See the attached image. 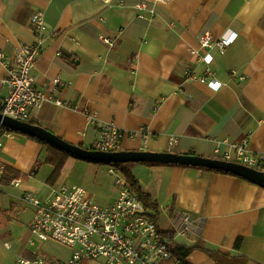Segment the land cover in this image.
<instances>
[{
	"label": "crops",
	"instance_id": "obj_1",
	"mask_svg": "<svg viewBox=\"0 0 264 264\" xmlns=\"http://www.w3.org/2000/svg\"><path fill=\"white\" fill-rule=\"evenodd\" d=\"M117 1L109 6L103 0H0V50L9 61L20 44L36 43L31 18L44 13L46 40L33 75L34 86L46 100L33 110L30 121L89 149L100 125L114 123L125 132L141 127L149 132L146 143L125 138L121 151L220 159L231 143L247 140L251 154L260 158L264 0H122V6ZM141 1L154 10L150 19L137 17L135 4ZM207 32L214 40L233 41L224 52L216 46L201 48L200 38ZM101 36L115 40V47L103 46ZM187 74L208 76L221 86ZM6 76L0 63V102L8 94ZM55 79L65 85L52 94ZM50 94L64 105L47 100ZM91 113L96 114L94 123L89 121ZM172 138L178 140L173 146ZM44 152L24 135L5 139L2 161L26 176L20 188L0 187L15 189L9 191L11 212L24 192L43 193L51 184H65L68 173H92L102 183L109 175L105 165L79 166V160L69 158L51 183L53 168L44 171L39 163ZM131 171L142 190L158 202L159 217H164L160 229L175 231L176 243H200L204 248L191 252L188 264H264V187L195 167L133 164ZM103 184L94 185V191L83 188L104 206L113 203L118 192L113 178ZM186 216L191 225L181 234L177 227ZM65 249L67 260L72 252Z\"/></svg>",
	"mask_w": 264,
	"mask_h": 264
},
{
	"label": "built area",
	"instance_id": "obj_2",
	"mask_svg": "<svg viewBox=\"0 0 264 264\" xmlns=\"http://www.w3.org/2000/svg\"><path fill=\"white\" fill-rule=\"evenodd\" d=\"M171 0H157L159 4H167ZM109 6L114 0H103ZM122 0L117 1L122 6ZM137 17L147 20L153 17L154 10L147 2L135 4ZM150 17V18H149ZM37 41L34 44H20L15 50V57L9 61L5 53L0 50V63L6 68L7 76L4 80L8 87L7 96L0 102V114L10 118L29 122L34 109L38 108L46 99L45 94L35 86L34 70L46 40L45 18L43 12L35 13L31 18ZM232 37L214 40L210 33H204L200 38L201 48L216 46L220 52L230 46ZM99 42L114 48L115 40L101 36ZM235 74V72H234ZM209 75V74H208ZM192 80L208 82L219 88L221 84L208 80L207 77H196L187 74ZM240 80H246L241 76ZM65 84L55 79L50 87L53 94ZM49 101L58 106L64 105L59 99L50 94ZM91 123L96 122V114H88ZM16 133L0 127V181L4 178L7 165L1 159L4 141L14 138ZM125 138H142L146 143L149 132L145 127L132 132H125L114 123L101 124L98 138L93 149L101 152H118L122 150ZM178 142L177 138L170 139V145ZM216 153L220 154L217 148ZM220 160L239 163L251 168L264 166V154L257 157L251 154L248 141L234 142L228 151L220 155ZM109 175L114 179L118 190L116 200L106 206L98 204L93 194L80 186L67 184H51L43 193L24 192L22 200L34 208L31 232L41 242L56 241L71 250L72 255L67 260L35 258L34 260L20 259L18 264H83L95 262L98 264H165L172 258L174 240L163 236L152 220L151 212L147 211L138 194L130 189L127 180L114 167H109ZM11 186L20 188L22 179H13ZM191 225V219L186 216L178 231L183 234ZM35 243L31 242V246ZM4 247L11 250V245ZM173 264H181L176 261Z\"/></svg>",
	"mask_w": 264,
	"mask_h": 264
},
{
	"label": "water",
	"instance_id": "obj_3",
	"mask_svg": "<svg viewBox=\"0 0 264 264\" xmlns=\"http://www.w3.org/2000/svg\"><path fill=\"white\" fill-rule=\"evenodd\" d=\"M0 127L9 129L16 134L36 138L68 153L73 158L83 162L105 166L128 163H154L160 165L195 167L230 173L264 187V171L235 162H228L220 159L190 154H177L172 152L153 153L144 151H96L89 148L72 145L39 125L32 124L30 122H22L3 114H0Z\"/></svg>",
	"mask_w": 264,
	"mask_h": 264
},
{
	"label": "rangeland",
	"instance_id": "obj_4",
	"mask_svg": "<svg viewBox=\"0 0 264 264\" xmlns=\"http://www.w3.org/2000/svg\"><path fill=\"white\" fill-rule=\"evenodd\" d=\"M46 153L44 152L40 158V165L42 170L46 171V168L52 169L50 165L45 163ZM79 166L87 164L79 161ZM108 166H104L105 173ZM69 182H65L68 181ZM112 178L109 175L103 176V183L107 185L111 184ZM64 182L69 183L67 185L72 186L71 182L78 183L86 189H92L94 185L105 186L102 182L95 180L92 173L85 171H74L64 176ZM98 183V184H97ZM2 193V209L4 213L0 214V264H18L20 259L34 260L35 258L45 259H66V247L59 244L56 241L41 242L38 237L34 236L31 232L33 207L22 200H18L16 209L12 210V197L9 191H14L13 187H3ZM94 191V188L92 189ZM118 192V190H117ZM99 201V200H98ZM97 201V202H98ZM99 203V202H98ZM103 206V205H102ZM106 206V205H104ZM11 212V213H9ZM164 217H159V222L162 225ZM182 242V240H179ZM31 242L35 243V246H31ZM5 244L11 245V250L4 247ZM87 264H98L95 262H88Z\"/></svg>",
	"mask_w": 264,
	"mask_h": 264
},
{
	"label": "trees",
	"instance_id": "obj_5",
	"mask_svg": "<svg viewBox=\"0 0 264 264\" xmlns=\"http://www.w3.org/2000/svg\"><path fill=\"white\" fill-rule=\"evenodd\" d=\"M29 122L32 124H35L32 121H29ZM27 137L29 139L35 141L39 145H41L42 148L45 150V153H46L45 163L47 165H50L53 168V173L49 179V182H51V183L54 182L55 179L59 176L61 169L65 166V163L67 162V160L69 158H73V157L71 155H69L68 153L61 151L60 149H58L54 146H51V145H49L43 141H40L36 138H31L29 136H27ZM90 149L94 150L93 147ZM138 164H144V165H148V166L156 165L154 163H138ZM132 165H133V163L113 164V165H109L108 167L116 168L121 173V175L127 180L128 184L130 186V189L139 195V197L141 198V201L143 202L147 211L151 212L152 220L157 224L161 234L167 238H170L171 240H174L175 236H176L175 231H173V230L172 231H162L160 229V225L158 223L159 222L158 217H159V208L160 207L158 205V202L150 194H148L142 190L137 179L132 174V171H131ZM182 167H187V166H182ZM258 170L263 171L264 168H260ZM208 171L235 176L233 174L221 172V171H215V170H208ZM24 177L26 178V176L24 174L14 170L10 167H7L5 176L0 181V187L10 186L11 181L13 179H22L23 180ZM2 193H3V190L0 188V214L3 213V209L1 206V195H2ZM199 249L204 250V248L200 245V243H197L193 246H189V245H182V244L176 243L174 240V247L172 249V258L168 262H166L165 264H173L176 261H180L181 264H188L187 263V257L190 255L191 252H193L194 250H199Z\"/></svg>",
	"mask_w": 264,
	"mask_h": 264
}]
</instances>
